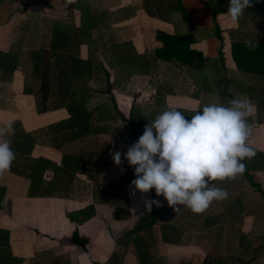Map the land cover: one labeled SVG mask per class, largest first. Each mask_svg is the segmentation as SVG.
<instances>
[{
    "label": "crops",
    "instance_id": "0c3cea01",
    "mask_svg": "<svg viewBox=\"0 0 264 264\" xmlns=\"http://www.w3.org/2000/svg\"><path fill=\"white\" fill-rule=\"evenodd\" d=\"M166 1L172 9L166 10V19H161L148 14L143 0H77L74 4L67 0H0V51L17 57L11 76L0 70V127L16 119L23 130L31 132L68 117L65 108L34 112L33 96L23 93L25 83L38 88V80L31 77L29 51L49 48L54 35L61 36L63 29L86 28L80 36L83 43L79 56L83 59L114 58L117 52L111 47L116 43H129V52L143 54L161 46L155 36L157 31L170 34L193 31L195 42L191 47L202 52L203 67L195 69L175 60L158 61L150 73L161 83L146 102L158 104V94H162L161 105L164 102L167 108L191 117L204 105H227L230 100L243 97L239 90L246 88L245 98L255 107L254 118L249 117L248 121L253 124L248 143L264 155V124L259 122L264 120V75L239 71L231 54L232 39H264V0H250L252 6L238 20L226 15L228 7L216 4L224 0H212L215 19L209 7L211 0H179L190 15V23L176 11L175 0ZM215 24L219 27L218 36ZM103 65L112 82L109 66ZM216 66L221 69L217 76L222 75L224 83L221 93L211 92L210 87L198 88L202 82L195 78L206 81L213 76L211 69ZM227 73L233 79H228ZM94 79L95 76L91 81ZM231 82H236L232 88ZM128 104L132 105L131 101H126L125 106ZM99 136L106 138V134L88 136L60 149L36 144L30 153L31 157L39 158L32 178L31 164L24 173L10 170L0 176L5 197L0 227L9 230L10 253L19 260L18 264H264V245L253 241L249 226H225L219 234L217 220L212 224L206 221L211 216L222 222L220 217L228 206L204 216L187 208L176 213L163 196L156 195V199L166 201L157 213L156 222L134 231L136 223L147 213L144 199H150V195L138 190L130 192L131 182L136 179L134 168L126 160L122 166L111 161L112 147L107 140L100 141ZM63 149L67 155L83 157L80 165L83 170L76 172L68 193L58 195ZM118 150L127 152L125 147ZM89 206L94 214L77 222L79 216L75 211ZM231 212L236 218L243 216L238 207ZM238 228L252 239L250 255L242 252ZM74 230L88 240L85 247L71 242ZM162 230L169 239H175L174 231L179 238L163 241Z\"/></svg>",
    "mask_w": 264,
    "mask_h": 264
},
{
    "label": "trees",
    "instance_id": "16d2710c",
    "mask_svg": "<svg viewBox=\"0 0 264 264\" xmlns=\"http://www.w3.org/2000/svg\"><path fill=\"white\" fill-rule=\"evenodd\" d=\"M143 2L149 15L161 19H166V10L172 9L166 0H143ZM211 3L209 7L213 10L214 18L216 8L212 0ZM218 3L216 2V4ZM173 4H175L174 6L176 11L180 13L181 18L190 23V15L182 5L181 1L175 0ZM85 29L86 28L83 26L81 29H63L61 31V36H56V34L54 35V39L52 40V43H50L49 48L36 47L35 49H31L29 51L30 60L32 62L31 77L32 79L38 80V88L33 89L28 83H25L23 93H34V95L37 96L39 99L38 105H40L38 107V112L65 108L68 113L67 118L59 120L57 123L48 125V129H45L44 132L41 129V133L43 135L45 133L51 134L50 139L55 141V145H51L57 149L63 148L64 145L71 144L77 140H85L88 136H96L100 133H104L106 130V128L104 129L103 127L90 123L89 117L92 114V110L88 109L86 104H88L89 100L95 93V90L91 89L89 86V81L95 75L104 74L106 77L107 88L110 90L112 84L110 81V73L99 59H83L79 56L80 45L83 43L80 36L85 33ZM215 29L216 35L218 36L219 27L217 24H215ZM155 36L156 39L162 43L161 46L143 54H137L134 51L129 52V50H127L130 49L129 43L114 44L111 49L115 53L117 52L114 57L116 63L119 65L125 64L136 67L138 66L139 72L144 74L150 73L152 68L157 65L158 61L175 60L195 69H201L203 67L204 58L202 52L191 47V44L195 42L193 31L182 33L175 32L173 34L157 31ZM245 41H250L254 47H247L245 45ZM123 48H125V50H122ZM231 54L239 71L264 75V39L250 40L244 37L232 39ZM16 66V56H12L11 54L8 56L7 53L0 51V70H2L3 74L11 76ZM52 95L55 96V103L49 102ZM185 117L186 119H191L190 116L185 115ZM259 122L264 124V120H260ZM132 127L134 140L136 142L143 134L144 130L140 125L136 124H132ZM20 131V134L17 131H14V134L19 136V140H14V145L11 146L16 155V159L13 161L10 170L18 173H24L25 167H28V165L31 164L29 173L32 178L35 173L36 162L39 158L36 159L31 157L30 153L35 144L46 141L42 139V136L36 137L34 136L35 134L30 131L22 129H20ZM63 152L64 163L61 170L60 183L57 188L58 195L68 193L76 172L83 170L80 167L83 157H77L80 154H76L77 156L68 155L67 157L65 149H63ZM244 175L251 184L259 187L255 184L247 166ZM149 195L150 200H156L154 189L150 190ZM237 207L239 209L241 208L240 201H238ZM4 208V187L0 186V210ZM159 210V207L153 205L150 216H144L136 223L133 230L136 231L143 227L146 228L152 226L156 222V216ZM75 213L79 216L76 221L82 222L94 214V209L92 206H89L78 209ZM215 220L219 223L217 225L218 229H220L218 233L221 234L223 228H225L224 222L219 221V217L210 216L206 218V221L210 224H212ZM178 234V232L175 233L174 231L173 237L175 236V239H169L166 236L165 231L162 230V239L163 241H177V238H179ZM70 240L72 243L78 244L82 247H85V244L88 241L87 239L80 237L75 230L72 231ZM251 241L252 239L248 233L239 230L238 242L243 248L242 252L244 254L250 255L252 252L250 246ZM0 263H19V260L15 259L10 253L9 230L2 227H0Z\"/></svg>",
    "mask_w": 264,
    "mask_h": 264
},
{
    "label": "clouds",
    "instance_id": "9594fccd",
    "mask_svg": "<svg viewBox=\"0 0 264 264\" xmlns=\"http://www.w3.org/2000/svg\"><path fill=\"white\" fill-rule=\"evenodd\" d=\"M76 2L67 0L69 4ZM251 6L250 0H229L226 15L238 20ZM245 45L254 47L250 41ZM254 114L252 102L240 97L227 105H204L195 110L190 120L182 111L169 109L148 120L143 134L127 152L114 149L110 156L117 166L126 160L134 168L136 179L131 185L135 190L149 193L155 189L156 195L163 196L176 213L183 206L201 214L214 201L228 198L227 190L212 182L243 175L244 161L256 156L248 143L252 133L248 121ZM12 130L10 120L0 127V176L10 171L16 159L7 138ZM153 205L160 207L161 203L144 199L147 212L151 213Z\"/></svg>",
    "mask_w": 264,
    "mask_h": 264
},
{
    "label": "rangeland",
    "instance_id": "374dc122",
    "mask_svg": "<svg viewBox=\"0 0 264 264\" xmlns=\"http://www.w3.org/2000/svg\"><path fill=\"white\" fill-rule=\"evenodd\" d=\"M218 4H222L224 8L229 7V0H224ZM98 59L100 61H104L103 63H106V65L109 66V70L112 74V84L110 90H108L107 85L105 84L104 74L95 75V79L93 81H89V86L91 85V89L95 90V93L93 94L92 98L89 100L88 104H86L87 108L92 110V114L89 117V121L93 125L103 127L104 129L106 128L104 133H100L106 134V138L103 136H99V138L100 141L101 139L107 140V143L112 147V150H118L119 147H122V150L124 147L128 150V147L135 142L132 124L140 125L141 128L144 130L145 125L149 122L148 120H153L158 114L169 110V108L164 105V102L163 105H161L163 101L161 97L162 94H158V104L147 103L148 100L146 98H149L151 94L155 95V89L161 83V79L157 82L156 80L158 79V77L155 80L154 75H152L151 73L144 74L142 72H139L138 66L136 67L125 64L119 65L112 57L110 59ZM211 70L213 76L207 79L206 81H201L199 77L195 78L197 81L202 82V85H198V88L202 90H208V88L210 87V89H213L211 90V92L213 91L221 93L222 88L224 87V83L222 81V75L217 76L218 74H220L221 69L219 66H216L215 68L213 67V69ZM196 73L198 74L197 70ZM227 78L233 79V75L231 73H227ZM235 83L236 82L230 83L231 88L236 85ZM92 86H94L95 88H93ZM149 87L150 89H148ZM246 90V88H244V90H239L241 94L244 93V96L240 98L246 99ZM120 93L125 94L128 99ZM31 95L33 96L35 104L34 112L38 114L42 113L38 112V107L40 106L38 105L39 99L37 98V96L34 95V93H32ZM223 96L227 97V95ZM126 101H129V103L131 101L132 105L128 104L130 106H125ZM49 102L55 103L54 95L50 97ZM8 111L10 110L8 109ZM12 122L13 130L9 132L7 137L11 141V146L14 145V140H19V136H16L14 134V131H17L20 134V129L23 128V125L19 120L15 119ZM57 122L58 121L44 124L42 127L32 129L31 132L33 134L36 132L34 136L41 137L42 135L39 131L40 129H42V131L44 132L45 129H48V125ZM256 123L257 125L259 124L258 122ZM43 136L42 138L46 142H41L37 144H44L50 146L55 145V141L50 139V133H45ZM256 153L257 154L254 158L250 160L246 159L244 163L248 167V171L252 175V178L253 176L255 177V184L258 185L257 182L260 181L258 185L259 187L254 184H250L244 174L238 175L234 180L226 179L223 182L214 181L213 183L216 184L217 187H221L227 190V192L229 193L228 198L221 201H214L207 210L200 214V216L212 214L217 210L223 211L228 206V210L226 212H223L222 217H220L222 222H224V225L227 228L237 226L240 228L244 226H249V233L251 236H253V241L264 245V155L258 151H256ZM109 158L111 161H113L111 156ZM62 162L63 160L61 161V163ZM159 201L161 203L159 209H162L166 201L162 202L161 198ZM237 201L241 202L240 209L243 212L242 218L234 217L235 214H232L231 212L234 210V208L237 207ZM180 207L182 210H184L183 206ZM229 209H231L230 212ZM189 211L191 210L189 209ZM148 216H150L149 212L145 214V217ZM158 217H160V215H158ZM191 222L194 223V221ZM140 238L142 241H144L141 236Z\"/></svg>",
    "mask_w": 264,
    "mask_h": 264
},
{
    "label": "built area",
    "instance_id": "2783aa9c",
    "mask_svg": "<svg viewBox=\"0 0 264 264\" xmlns=\"http://www.w3.org/2000/svg\"><path fill=\"white\" fill-rule=\"evenodd\" d=\"M130 192H131V193H134V192H135V189H134V188H131V189H130Z\"/></svg>",
    "mask_w": 264,
    "mask_h": 264
}]
</instances>
